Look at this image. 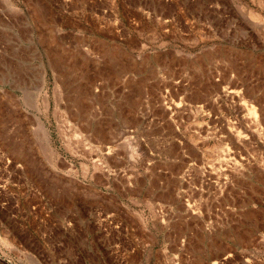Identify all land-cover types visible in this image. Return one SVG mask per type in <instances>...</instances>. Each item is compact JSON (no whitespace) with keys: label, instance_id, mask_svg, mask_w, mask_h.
Returning a JSON list of instances; mask_svg holds the SVG:
<instances>
[{"label":"rangeland","instance_id":"obj_1","mask_svg":"<svg viewBox=\"0 0 264 264\" xmlns=\"http://www.w3.org/2000/svg\"><path fill=\"white\" fill-rule=\"evenodd\" d=\"M246 86L264 0H0V264H264Z\"/></svg>","mask_w":264,"mask_h":264},{"label":"bare ground","instance_id":"obj_2","mask_svg":"<svg viewBox=\"0 0 264 264\" xmlns=\"http://www.w3.org/2000/svg\"><path fill=\"white\" fill-rule=\"evenodd\" d=\"M220 96H226L235 98L238 97L240 101L238 104H236L237 111L239 115L241 116L243 124H241L244 127L243 131H237L235 125H232L233 128H230V130L227 133V139H229L233 144H241L242 141H244L248 134H251L253 131L258 132L259 134H262L261 130L254 129L259 126L258 123H260L259 117L255 115L258 111L263 112V102H262V96L257 93V90L251 87L246 86L244 90L236 89V88H224L222 91H219L215 98L214 102H216L217 98ZM243 97H248L250 99V102H247L243 100ZM168 110L174 109L172 107V104L166 107ZM253 128V129H252ZM106 147V146H105ZM110 149L111 147H107ZM112 153V152H111ZM244 166V163H241ZM226 166V165H225Z\"/></svg>","mask_w":264,"mask_h":264}]
</instances>
